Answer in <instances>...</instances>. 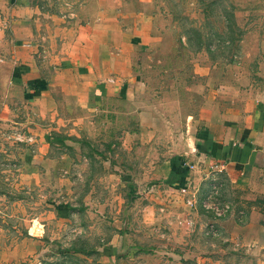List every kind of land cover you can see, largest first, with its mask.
Returning <instances> with one entry per match:
<instances>
[{"label": "rangeland", "instance_id": "rangeland-1", "mask_svg": "<svg viewBox=\"0 0 264 264\" xmlns=\"http://www.w3.org/2000/svg\"><path fill=\"white\" fill-rule=\"evenodd\" d=\"M120 1L136 30L104 44V62L129 66L140 88L117 99L151 107L154 131L56 93L37 116L12 95L0 118V264H264L251 239L264 232V194L231 188L205 161L183 189L154 173L178 135L198 131L216 82L264 91V0Z\"/></svg>", "mask_w": 264, "mask_h": 264}, {"label": "crops", "instance_id": "crops-1", "mask_svg": "<svg viewBox=\"0 0 264 264\" xmlns=\"http://www.w3.org/2000/svg\"><path fill=\"white\" fill-rule=\"evenodd\" d=\"M123 3L0 0V118L4 120L14 110L12 95L38 105V116L43 107L40 102L46 101L44 108L52 109V94L56 93L76 106L95 109L106 122L132 117L139 121L141 130L146 124L152 127L149 132L154 131L158 116L151 107L137 112L133 105H123L117 99L123 95L129 100L130 93L140 88L129 66L119 68L117 58L104 62V44L129 42L130 36L120 33L125 25L130 29L128 34L136 30L135 21H124L127 4ZM150 23L141 27L149 28ZM136 39L139 42L131 44L133 48L151 38L147 34ZM212 98L207 108L199 110L198 131L187 140L178 135L172 142L169 153L155 167L156 178H167L174 187L183 189L195 178L193 169L205 161L225 175L231 188L264 194V91L252 93L223 78L215 83ZM45 115L53 116L49 112ZM255 229L251 239L262 247L263 228L258 225Z\"/></svg>", "mask_w": 264, "mask_h": 264}]
</instances>
